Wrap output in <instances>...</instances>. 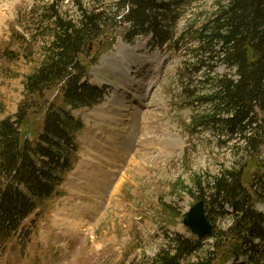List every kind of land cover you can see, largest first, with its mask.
Instances as JSON below:
<instances>
[{"label": "rangeland", "instance_id": "374dc122", "mask_svg": "<svg viewBox=\"0 0 264 264\" xmlns=\"http://www.w3.org/2000/svg\"><path fill=\"white\" fill-rule=\"evenodd\" d=\"M215 1L160 0L158 9L170 17L161 19L163 38L155 40L147 34L127 43L123 38L127 25L118 21L125 10L118 11L115 0H0V120L14 118L25 96L26 76L44 61L54 19L60 17L78 24L79 6L103 12L99 37L90 41L80 55L83 64L88 65L84 80L104 92L103 101L94 108L116 100L118 95L127 98L126 108L118 111L123 114L122 119L110 107L103 110V117L97 118L89 117L86 107L72 110V115L84 125L76 133L75 155L70 158L72 169L58 186L60 194L44 200L21 223L18 231L0 245V264H151L176 234L192 236L182 219L198 200L199 190L194 182L197 176L205 181L225 168L245 165L247 187L254 177L252 183L257 192L264 194V144L259 147L255 160L234 162L240 157L233 155L238 153L232 145L237 137L228 138L225 131H216L207 125L195 127L194 113L204 111L209 105H198L183 91L188 80L196 77L189 90L195 93L212 90L197 83L201 74L209 70L206 62H199L197 29L215 9ZM109 43L111 47H107ZM129 59L134 62L128 71L121 72L120 68ZM213 66L218 74L225 70L218 63ZM194 67L198 68L196 72ZM125 73L128 81L129 78L137 81L136 90L123 91L127 80L121 76ZM57 92L58 84H54L29 109V124L22 126L21 131H28L31 139L39 131L45 108L59 102ZM92 140L99 141L102 149L92 148L90 152L100 151L97 156L101 158L108 150L109 157L120 159L116 180L120 175L126 180L116 191L114 200H110L112 187L118 182L113 177L112 185L99 198L98 212L88 214L86 223L82 215L84 232L77 237L64 236L58 229V217L85 213L67 200L74 201L76 196L84 200L86 175H79L77 170L87 171L95 156L84 155L80 160L79 153ZM126 142L131 144L124 150ZM132 157L134 162H130ZM75 169L74 179H69ZM93 198L87 195L88 200ZM63 205L68 208L67 213L61 211ZM255 207L264 213V202H257ZM211 219L220 229H227L232 222L230 214L219 211H214ZM62 224L68 227L65 222ZM214 242L211 236L202 238L200 247L185 256L182 264H195L206 257L210 264H222L232 247L219 248ZM257 250L263 256L255 257L254 264H262L261 246L257 245ZM225 264L252 263L240 257Z\"/></svg>", "mask_w": 264, "mask_h": 264}, {"label": "trees", "instance_id": "16d2710c", "mask_svg": "<svg viewBox=\"0 0 264 264\" xmlns=\"http://www.w3.org/2000/svg\"><path fill=\"white\" fill-rule=\"evenodd\" d=\"M159 3L160 0H115L116 9L125 10L118 21L127 25L123 35L126 42L147 34L155 40L163 38L160 22L170 17L158 9ZM214 8L197 29L199 62H206L209 67L197 83L212 90L199 93L189 90L196 77L188 80L183 91L198 105H209L194 113L193 125H207L225 131L228 138L237 137L232 145L238 153L233 155L240 157L234 162L252 161L264 144V0H216ZM79 9L78 24L60 17L54 19L44 61L26 76L25 96L14 118L0 120L1 244L16 233L21 222L44 200L60 194L58 186L72 168L75 135L84 126L71 110L91 107L104 98L102 90L84 80L88 65L80 60L90 41L99 37L103 12L85 10L82 6ZM214 63L225 67L222 74L215 72ZM54 84H58L59 102L45 108L39 131L31 139L28 131H21L22 126L29 124L28 111L35 107V99ZM243 167L225 168L205 181L201 176L194 179L199 190L196 197L204 200L210 221L214 211L232 217L227 229L213 225L211 234L214 246L232 247L222 264L240 257L254 264L255 257L263 256L258 255L257 245L264 253V213L255 207L257 202H264V194L257 192L252 183L254 177L247 187ZM200 244L201 239L194 236L176 234L151 264H182L183 258L195 252ZM195 264L210 262L206 257Z\"/></svg>", "mask_w": 264, "mask_h": 264}, {"label": "bare ground", "instance_id": "6f19581e", "mask_svg": "<svg viewBox=\"0 0 264 264\" xmlns=\"http://www.w3.org/2000/svg\"><path fill=\"white\" fill-rule=\"evenodd\" d=\"M133 62H134V60H132V59L131 60L129 59V61H125V66L123 68H120L121 72L125 71V70L128 71V68L132 65ZM141 65L142 64L140 63L136 66V68L138 69L137 71H139V68L141 67ZM121 78L123 80L128 81V77L126 76V73L124 75H122ZM127 81H125L127 83V86H125L123 91L130 92L131 89L136 90L137 87H135V84L137 86V83H135V82H137V81L132 80L130 78H129V81L128 82ZM126 101H127V98L125 97V95H123V94L118 95L116 97V100L108 101V102L104 103L102 106L89 109L86 112H88V116L91 118H95V117L97 118V116L103 117V114H102L104 112L103 110L107 111L108 107H110L114 110L116 109L115 111H117V113H118V118L122 119L123 114H121L119 112L123 110V109H121L122 107L126 108V105H125ZM93 109H95V110H93ZM97 109H99V110H97ZM107 117H108V115H107ZM118 118H116V119H118ZM100 121H103V120H100ZM115 122H117V120ZM114 126H116V125H114ZM93 138H94V136H93ZM98 142L99 141H97V140H95V141L92 140V144L91 143L88 145L86 144L87 147L84 146V148H83L84 150L79 153L80 160H81V156L83 157L84 155L95 156L94 159L90 160V165L86 167L87 171L77 170L79 175H83V174L86 175V177L84 179L85 182L83 183L84 184L83 192L86 194L84 195V200L82 199V197H78L76 195H71V197L76 196L75 197L76 199L74 201H72V200H67V201L73 202L77 206V208H79V210L84 211L85 213L84 214L80 213L79 215H64V216L58 217V221L60 224L59 225L60 227L58 229H61V233L64 236L69 235L71 237H77L82 232H84V228H82L83 219H84V223H86V216L88 214H91V213L94 214L95 212H98L99 207H100V205H98L99 198L105 192H107L109 186L112 185L113 177H115L114 181H118V182H115L113 187H112V191L110 194L111 195L110 200H114L113 196L116 194V191H118L122 182L123 183L125 182L124 179L126 177L123 178L121 175L116 180L117 175L115 174V171L117 169V164L120 163V159L115 158V157H109L111 154L108 150L103 152L101 158L97 156V153H99L100 151H94L92 153L90 152L89 149H92V148H95L97 150L102 149L100 146H98ZM130 144L131 143L126 142V144L124 145V148H125L124 150H126V148H129ZM115 147L116 146H114L113 149ZM106 149H107V147H106ZM127 154H128V152L125 155H127ZM113 158H115V159H113ZM133 160H134V158L132 157L130 159V162H134ZM86 162L87 161L85 160L84 163H86ZM79 164H78L79 167L82 166V162L79 161ZM86 164H88V163H86ZM79 167H77L76 169H78ZM76 169L74 171H72L73 173L70 174L69 179L70 178L74 179ZM125 172H126V170H125ZM124 173H123V175H124ZM74 191L75 190H72V192H74ZM88 194H91L92 196H94V198L91 199V201L87 199ZM109 202H111V201H109ZM58 206H60V205H58ZM58 206H57V208H58ZM57 208H56V210H57ZM61 211L67 213L68 208L65 205H63V207L61 208ZM60 214L61 213H58L57 215H60ZM82 215H83V219H82ZM64 222L68 225L67 228H65L64 225L62 224ZM52 224H53V220H52Z\"/></svg>", "mask_w": 264, "mask_h": 264}, {"label": "water", "instance_id": "95a60500", "mask_svg": "<svg viewBox=\"0 0 264 264\" xmlns=\"http://www.w3.org/2000/svg\"><path fill=\"white\" fill-rule=\"evenodd\" d=\"M183 224L199 239L212 234L213 224L209 220L205 202L202 199L188 209L183 218Z\"/></svg>", "mask_w": 264, "mask_h": 264}]
</instances>
